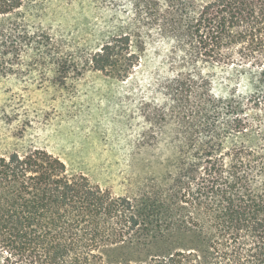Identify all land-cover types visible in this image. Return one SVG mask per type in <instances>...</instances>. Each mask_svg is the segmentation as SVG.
<instances>
[{"label":"trees","instance_id":"1","mask_svg":"<svg viewBox=\"0 0 264 264\" xmlns=\"http://www.w3.org/2000/svg\"><path fill=\"white\" fill-rule=\"evenodd\" d=\"M24 1L0 0V18ZM95 2L109 39L79 56L2 20L0 72L147 87L169 154L131 195L43 148L0 154L3 264H264V0Z\"/></svg>","mask_w":264,"mask_h":264},{"label":"rangeland","instance_id":"2","mask_svg":"<svg viewBox=\"0 0 264 264\" xmlns=\"http://www.w3.org/2000/svg\"><path fill=\"white\" fill-rule=\"evenodd\" d=\"M112 16L95 0H25L17 14L0 18V30L18 18L79 56L109 39ZM80 72L64 82L51 69L0 72V154L43 148L70 171L131 195L169 154L165 121L149 116L155 93L90 68Z\"/></svg>","mask_w":264,"mask_h":264}]
</instances>
